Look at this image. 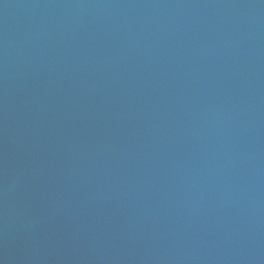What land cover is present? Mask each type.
I'll return each instance as SVG.
<instances>
[{
  "label": "water",
  "instance_id": "95a60500",
  "mask_svg": "<svg viewBox=\"0 0 264 264\" xmlns=\"http://www.w3.org/2000/svg\"><path fill=\"white\" fill-rule=\"evenodd\" d=\"M0 264H264V0H0Z\"/></svg>",
  "mask_w": 264,
  "mask_h": 264
}]
</instances>
